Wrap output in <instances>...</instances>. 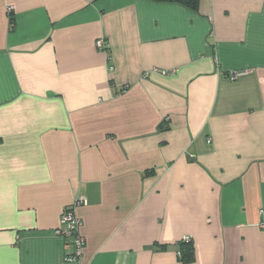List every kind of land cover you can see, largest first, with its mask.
I'll return each mask as SVG.
<instances>
[{
  "label": "crops",
  "instance_id": "crops-1",
  "mask_svg": "<svg viewBox=\"0 0 264 264\" xmlns=\"http://www.w3.org/2000/svg\"><path fill=\"white\" fill-rule=\"evenodd\" d=\"M0 264H264V0H0Z\"/></svg>",
  "mask_w": 264,
  "mask_h": 264
},
{
  "label": "built area",
  "instance_id": "built-area-1",
  "mask_svg": "<svg viewBox=\"0 0 264 264\" xmlns=\"http://www.w3.org/2000/svg\"><path fill=\"white\" fill-rule=\"evenodd\" d=\"M97 47L106 49L108 45H106L105 41L99 40L97 42ZM236 78L237 74L233 76V79ZM78 204L79 202L63 212L60 225L58 229L55 230L56 236L71 241V245H73V253H67V261L74 263L82 260L83 250L86 245V239L81 233L82 221L76 211ZM183 241L189 243L191 238L185 237ZM68 249H70V246H68Z\"/></svg>",
  "mask_w": 264,
  "mask_h": 264
},
{
  "label": "trees",
  "instance_id": "trees-1",
  "mask_svg": "<svg viewBox=\"0 0 264 264\" xmlns=\"http://www.w3.org/2000/svg\"><path fill=\"white\" fill-rule=\"evenodd\" d=\"M156 1H160V2H175V3L182 4L184 6H187V7L191 8V9L197 10L200 0H156ZM183 243H185V245H190L189 244L190 242L189 243L183 242ZM190 255H191L190 257H192L193 253L191 252Z\"/></svg>",
  "mask_w": 264,
  "mask_h": 264
}]
</instances>
